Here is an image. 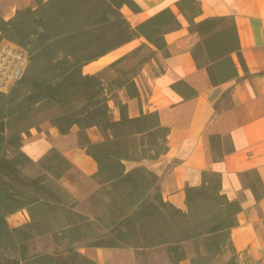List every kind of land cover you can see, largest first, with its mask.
<instances>
[{"label":"trees","instance_id":"obj_1","mask_svg":"<svg viewBox=\"0 0 264 264\" xmlns=\"http://www.w3.org/2000/svg\"><path fill=\"white\" fill-rule=\"evenodd\" d=\"M34 2V7L19 8L7 20L0 17V45L2 41L10 42L26 50L29 56L22 77L8 92H0V264H92L77 252L65 259L57 254H30V224L10 227L7 222L10 214L22 209L28 211L32 221L57 217L54 229L61 230L60 235L55 234L56 240L66 238L86 241L87 246L112 248L165 245L170 264L186 258L182 243L191 241V264H210L225 249L233 252L228 263L234 264L230 231L238 224L236 215L242 208L222 192L220 175L204 171L199 186L185 188L186 211L163 201L157 176L144 165L128 169L127 163L156 160L165 154L169 128L160 124L156 111L129 117L127 105L116 101V120L109 106L122 88L130 98H139L134 78L157 51L169 55L164 35L180 27L177 16L167 7L132 26L122 8L141 12L136 0ZM175 5L191 23L189 30L202 37L192 51L197 67H205L215 83L209 64L220 59L219 72L226 74L231 69L232 75L237 76L230 57L236 51L241 60L235 25L218 29L225 17L193 23L201 11L198 1L178 0ZM139 37L153 48L142 43L112 62L109 67L115 69L116 75L107 83L103 71L82 72L85 65ZM219 38L227 48L225 54L218 51L215 41ZM135 56L138 60L134 65L116 68ZM172 88L182 93L184 99L196 95L192 89L187 91L189 86L182 81L172 84ZM42 111H49L48 120L61 135L68 134L73 126L78 127V143L98 167L94 175L101 185L98 193L109 197L96 222L109 228L112 235L96 236L92 222L73 210L77 202L54 183L53 179L60 178L71 167L56 150L51 149L41 160L42 173H25L26 167L34 163L21 151L23 135H29L25 125ZM91 127L101 132V141L89 139L86 131ZM255 176L254 171L244 173L247 186L260 199L264 188L259 178L255 182Z\"/></svg>","mask_w":264,"mask_h":264},{"label":"crops","instance_id":"obj_2","mask_svg":"<svg viewBox=\"0 0 264 264\" xmlns=\"http://www.w3.org/2000/svg\"><path fill=\"white\" fill-rule=\"evenodd\" d=\"M136 1L142 8L141 12L133 13L127 7L122 8L132 26L168 7L177 16L180 27L164 35L169 55L164 56L161 51H157L150 61L141 66L134 78L139 98H130L122 88L117 91L116 98L109 101L112 116L116 120L119 119L116 101H120L127 105L129 117L156 111L160 124L169 128L168 150L165 154L156 160L129 162L127 168L144 165L157 176V186L163 201L183 211H186L185 188L199 186L204 171L219 174L222 192L229 200L239 202L242 208L236 215L238 224L230 231L237 258L234 261L237 264H264V195L256 199L244 177L245 172L254 171L255 182L258 183L259 178L264 188V0H196L201 11L193 18V23L207 18L225 17L218 29L233 24L237 32L241 60L236 51L230 53L237 76L232 75L231 69L226 74L220 73L221 61L218 59L209 64L215 83L210 80L205 67L196 65L192 51L202 37L189 30L191 23L179 13L175 5L178 0ZM10 6V12L1 15V18L7 20L17 9L34 7L35 2L10 0ZM221 41L219 38L215 42L218 51L225 54L227 48L221 45ZM7 43L2 41L1 44ZM142 43L153 48L143 37L136 38L85 65L82 72L95 74L108 69L115 71L109 65ZM122 63L116 68H120ZM115 75L116 71L107 80L103 78L104 82L107 83ZM179 81L187 84V91L192 89L196 95L184 99L182 93L172 88V84ZM41 127L40 131L23 135L21 151L35 162L42 160L51 149L64 157L71 167L60 178L53 179L54 183L72 196L77 202L73 210L87 217L93 227L101 230V237L112 235L109 228L96 222V218L103 215L109 197L98 193L101 185L94 178L98 167L80 147L78 127L73 126L66 135L59 134L56 127L48 122ZM86 132L92 142L103 139L96 127L88 128ZM261 190L259 186L258 191ZM9 216L16 217V222L10 227L30 224L32 238H50L52 251L61 242L69 246L71 254L77 252L92 264H170L165 245L114 248L87 246L86 241H69L66 238L56 240L54 236L60 235L61 230L54 229L57 217L32 221L26 209ZM45 225L50 228H45ZM182 247L186 258L178 264H191L193 243L183 242ZM29 253L47 252H37L29 246ZM232 256L233 252L225 249L212 261L213 264L218 260L226 264Z\"/></svg>","mask_w":264,"mask_h":264},{"label":"rangeland","instance_id":"obj_3","mask_svg":"<svg viewBox=\"0 0 264 264\" xmlns=\"http://www.w3.org/2000/svg\"><path fill=\"white\" fill-rule=\"evenodd\" d=\"M11 10V6H10V0H0V17L1 15H4L5 13L10 12ZM6 11V12H5ZM138 60V56L135 57H131L128 60H126L125 62H123L119 67L120 68H129L130 66L134 65L135 62ZM115 74V71L108 69L107 71H105L103 73V78L104 80H107V78L113 76ZM12 85H9L8 87L5 88V90L0 91V92H8L10 87ZM50 116L49 111H42L40 113H37L36 115H34L32 117V119L26 123V128L29 130V135L31 133V131H35L36 127H38L40 130L42 129L41 125L44 124L45 122H49L48 118ZM39 130V131H40ZM38 131V130H36ZM26 135V134H24ZM28 136V135H26ZM33 165L27 166L25 169V173L29 176H34L37 175L39 173H42L44 171L43 167H42V163L41 160L38 162L33 161ZM131 164H129L128 166H130ZM7 222L10 226V224H14L16 222V217H7ZM95 232L98 234L99 237L102 236V231L98 230L97 227H93ZM105 234V233H104ZM106 235V234H105ZM58 246L55 247V249L52 251V240L50 238H32L29 241V246H31V248L34 251L37 252H49V253H54L57 254L59 256L60 259H65L67 258L69 255H71V251L68 250L69 246H65L63 243H57ZM52 251V252H50ZM236 261L237 258L235 257ZM234 259V260H235ZM210 264H213V261H211ZM214 264H224L222 263V261L218 260L217 262H215ZM226 264H229L228 262ZM234 264H237L234 261Z\"/></svg>","mask_w":264,"mask_h":264},{"label":"built area","instance_id":"obj_4","mask_svg":"<svg viewBox=\"0 0 264 264\" xmlns=\"http://www.w3.org/2000/svg\"><path fill=\"white\" fill-rule=\"evenodd\" d=\"M28 53L23 48L7 43L0 45V91L14 84L24 74L28 64Z\"/></svg>","mask_w":264,"mask_h":264}]
</instances>
